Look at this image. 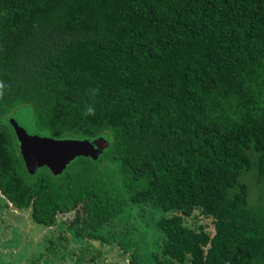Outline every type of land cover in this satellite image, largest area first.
I'll return each mask as SVG.
<instances>
[{"label":"trees","instance_id":"obj_1","mask_svg":"<svg viewBox=\"0 0 264 264\" xmlns=\"http://www.w3.org/2000/svg\"><path fill=\"white\" fill-rule=\"evenodd\" d=\"M0 81L16 209L66 215L80 241L161 208L154 264H264V0H0ZM23 107L38 133L109 146L31 173L9 121ZM198 210L213 232L187 222Z\"/></svg>","mask_w":264,"mask_h":264},{"label":"rangeland","instance_id":"obj_2","mask_svg":"<svg viewBox=\"0 0 264 264\" xmlns=\"http://www.w3.org/2000/svg\"><path fill=\"white\" fill-rule=\"evenodd\" d=\"M31 118V109L23 107L9 121L30 125ZM258 193L264 197V191ZM163 215L168 213L161 208L141 211L129 206L114 226L102 229L104 238L79 241L62 223L66 215L56 225L45 227L32 219L29 209H16L0 193V264H140L143 258L144 264H154V258L147 259L145 254L160 241L157 222ZM187 222L214 231L213 219L199 210Z\"/></svg>","mask_w":264,"mask_h":264},{"label":"water","instance_id":"obj_3","mask_svg":"<svg viewBox=\"0 0 264 264\" xmlns=\"http://www.w3.org/2000/svg\"><path fill=\"white\" fill-rule=\"evenodd\" d=\"M20 142L22 156L31 173L40 167L49 166L56 174L79 156L98 157L109 146L104 137L95 140L57 139L38 133L32 121L30 125L13 122Z\"/></svg>","mask_w":264,"mask_h":264},{"label":"clouds","instance_id":"obj_4","mask_svg":"<svg viewBox=\"0 0 264 264\" xmlns=\"http://www.w3.org/2000/svg\"><path fill=\"white\" fill-rule=\"evenodd\" d=\"M7 86L3 81H0V95L3 94V91L5 90ZM99 90L98 89H93L92 90V95H95ZM84 116H89V115H95V106L90 104L85 107L84 112L82 113Z\"/></svg>","mask_w":264,"mask_h":264}]
</instances>
